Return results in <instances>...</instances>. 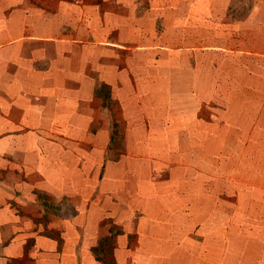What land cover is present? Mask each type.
Returning a JSON list of instances; mask_svg holds the SVG:
<instances>
[{
	"label": "rangeland",
	"instance_id": "1",
	"mask_svg": "<svg viewBox=\"0 0 264 264\" xmlns=\"http://www.w3.org/2000/svg\"><path fill=\"white\" fill-rule=\"evenodd\" d=\"M17 2L28 10L22 17L39 34L68 21L73 22L67 25L69 33L79 37L88 31L100 33L101 28L106 32L115 28L109 18H118V22L129 23L127 31L118 30L123 26L117 29L118 35H124L119 39L136 38L143 43L145 38L149 46L158 38L168 47L188 40L183 38L185 34L174 36L166 29L153 35L149 28L154 21L159 27L170 28L181 19L182 25L230 27L264 20V0ZM97 16L106 22L99 25ZM260 32L264 34V29ZM252 33L256 32L241 34L249 37ZM243 48L257 51L258 56L264 54V45ZM113 60L130 65L134 76L148 68L156 79L169 81L173 107L191 124L187 130L182 126V135L177 137L110 138L111 145L126 153V162L132 155L133 164L141 170L133 179L131 201L127 193L111 210L112 215L117 214L110 220V234L100 250L102 263H263L264 104H252L249 97L256 96V91L246 85L264 81V66L250 63L243 69L213 56H192L184 49L147 56L118 55ZM105 139L85 138V142L101 145ZM28 140L22 138V143ZM8 142L0 137V150Z\"/></svg>",
	"mask_w": 264,
	"mask_h": 264
},
{
	"label": "crops",
	"instance_id": "2",
	"mask_svg": "<svg viewBox=\"0 0 264 264\" xmlns=\"http://www.w3.org/2000/svg\"><path fill=\"white\" fill-rule=\"evenodd\" d=\"M27 13L0 0V137L9 139L0 150V264H103L111 210L127 193L131 201L141 170L110 138L177 137L191 124L173 107L169 81L148 68L134 76L113 58L182 49L121 40L117 29L129 23L118 18L106 32L79 37L68 21L39 34ZM246 89L264 104V81Z\"/></svg>",
	"mask_w": 264,
	"mask_h": 264
},
{
	"label": "trees",
	"instance_id": "3",
	"mask_svg": "<svg viewBox=\"0 0 264 264\" xmlns=\"http://www.w3.org/2000/svg\"><path fill=\"white\" fill-rule=\"evenodd\" d=\"M181 20L174 21L170 28L159 27L158 24L154 23L149 28V31L155 33L161 28L166 29L174 36L185 34L183 38L188 40L184 42L179 40L177 43H172L170 47L184 49L186 53L192 56H213L230 64L240 65V67H244L243 69L250 63L261 65V67L264 66V54L258 56L257 51L243 48L264 45V37L260 38V35H264L260 32L261 29H264L263 19H255L251 23H238L233 27L203 23L182 25L184 20ZM247 30H252L256 33H252L249 37L241 34ZM258 32L260 33L259 35H257ZM154 43L153 45L160 47L167 46L165 41L159 39L154 40ZM247 51H251L253 54ZM261 206V210H263L264 204H261ZM251 237L253 241L254 237H257V234ZM217 249L221 250L218 246ZM261 264H264V262Z\"/></svg>",
	"mask_w": 264,
	"mask_h": 264
}]
</instances>
